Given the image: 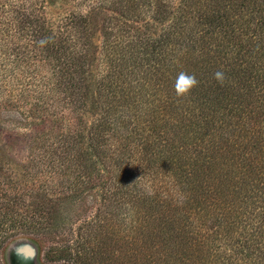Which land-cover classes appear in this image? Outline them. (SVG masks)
I'll return each mask as SVG.
<instances>
[{"label": "trees", "instance_id": "trees-1", "mask_svg": "<svg viewBox=\"0 0 264 264\" xmlns=\"http://www.w3.org/2000/svg\"><path fill=\"white\" fill-rule=\"evenodd\" d=\"M102 12L110 15L100 24ZM145 19L147 26L160 27L158 35L133 27ZM232 38L235 45L249 40L250 54H230L235 45L231 46L226 59L231 56L232 63L225 60L226 67L221 66L218 58L224 61L225 44ZM44 39L47 43L41 45ZM206 44L216 52L219 67L214 73L222 70L226 82L243 81L254 92L264 88V0H0V117L40 120L47 128L45 133L38 129L15 136L0 127V264L12 240L56 235L62 205L87 185L93 188L94 182L101 184L97 213L121 207L130 211L118 222L113 219L118 227L128 219V231L116 233L119 240L141 239L149 227L158 225L150 237L166 252L160 257L145 245L139 258L151 257L154 264H264L262 136L257 134L253 141L263 152L257 151L255 157L239 148L235 168L229 171L240 191L244 181L252 180L251 193L239 198L241 209L250 204L249 211L236 212L237 222L232 224L223 220L211 224L207 213H200L206 207L199 191L211 164L217 154L220 161L229 147L237 146L228 145L223 127L232 125L234 131L236 122L224 119L241 114L242 103L227 91L232 85H221L212 76L209 86L192 90L199 110L190 125L201 133L191 142L188 135L179 137L175 152L161 149L152 155V131L144 134L142 128L161 113L165 126L176 118L177 111L172 115L164 111L168 104L164 84L177 70L180 57L196 48L203 51ZM254 44L263 46L256 51ZM222 103L221 114L215 108ZM66 111L75 114L79 124L68 134L54 133ZM211 126V137L205 139L202 132L209 136ZM156 132L159 139L166 133ZM48 133H54L56 141L51 142ZM19 142L27 148L23 161L16 163L7 153ZM92 173L99 180L93 181ZM189 191H195L194 200L186 195ZM99 220L97 215L80 227L73 245L51 248L47 258L87 264L90 237ZM225 223L241 225L238 238L226 234ZM235 245L240 246L237 251Z\"/></svg>", "mask_w": 264, "mask_h": 264}, {"label": "rangeland", "instance_id": "rangeland-1", "mask_svg": "<svg viewBox=\"0 0 264 264\" xmlns=\"http://www.w3.org/2000/svg\"><path fill=\"white\" fill-rule=\"evenodd\" d=\"M110 14L107 12L99 13L98 20L100 24L103 23L105 18H108ZM113 14H111L112 16ZM102 20V21H101ZM147 20L145 19L143 22H139L133 24V27H140L141 32H146L148 34H159L160 27L156 24L150 27L145 24ZM151 23V22H150ZM152 24V23H151ZM132 31L128 33V39H131ZM233 40L225 44V59L224 61L218 58V64L223 66L227 62L232 63V58L229 56L228 60L226 57V49L231 48L237 42L235 38ZM235 39V40H234ZM98 44V42H95ZM249 40L242 39V42H239L233 48L230 54L233 52L238 53V55H246L249 53ZM252 46H256L255 44ZM263 45L256 46L255 50L260 51ZM131 47L129 46V49ZM210 48V50H209ZM197 50L189 51L186 55L180 57V62L177 65V70L175 71L172 77L168 78V81L164 84L167 87H163V94L164 97H167L168 104L164 106V111L166 114H171L174 111H177L174 115L176 118H173L166 126L164 115L161 113L160 118L155 121L152 119L153 124L145 123L143 124L142 128L144 130V134L149 133L151 135L150 144H155V150L151 152L152 155H155L161 149H167V151L175 152L177 150V141L179 137H186L187 142H191L192 138L195 134L200 135V131L197 130L194 124L190 125V121L194 123V119L192 114L197 112L198 107L196 106V99L197 96L192 95V92L186 97H178L174 90V84L176 77L179 72L184 71L189 74H195L197 80L199 81V85L202 86H209L211 84L212 76L214 74V67H219L215 61L214 56L216 52L214 51V47L211 44L210 47L206 44L200 51L199 48ZM123 49L121 52L123 55H126V52ZM224 51V49L220 48V51ZM234 54V57H235ZM264 55V53H262ZM207 55V56H206ZM259 55V54H258ZM262 68L264 69V57H262ZM118 69H116L117 72ZM227 75V74H225ZM228 78L226 77V80ZM227 83H230L232 86L228 87V92H232V95L237 100L236 102L242 103L241 106V114L234 112L232 117H227L224 119L226 123L229 121L236 122V128L234 131L232 130V125L225 126L224 130L225 133L227 132L229 136L228 145L231 143L236 144L235 147H229L228 153H223V159L218 160L211 164V171L206 179V182L202 184V188L205 192L202 193L200 189V197L202 203H204L205 209H202L200 213H207V220L213 223H217L219 221L223 222H230L236 223L237 220L234 218L235 213L240 211L241 204H239V198L241 196H245L250 194V189H252L253 184L252 180L244 181V187L237 188V178L230 174L231 168H235V161H236V153L239 151V148L244 150V153H252L250 155H254L256 157V152H263V148L261 145H257L254 138L259 134L264 138V88L261 89H254L251 91L245 85L246 83L243 81H237V79H230V81H225V86ZM240 97V99H238ZM201 98V97H200ZM193 100V101H192ZM240 100V101H239ZM185 105V107L183 106ZM225 106L222 103L220 106H217L215 109L218 111L222 110V107ZM221 107V108H220ZM185 112V120L182 121L181 114L182 111ZM222 114V113H221ZM228 111H225L223 115H227ZM222 115V116H223ZM188 116V117H186ZM63 118L65 121L61 122L58 121L57 128L54 129V133H61V134H68L69 129L73 127L75 124H79V120L75 118V114H69L67 111L63 114ZM151 117H147L149 119ZM231 119V120H230ZM224 123V122H223ZM254 124L255 129H247L245 125L242 124ZM35 124V126H34ZM42 122L40 120H31V119H24L22 121H17L15 119H10L7 116L3 115L0 117V127H3L7 133H12L16 135H27L33 134L38 129L43 131L44 133L47 131V128H43L41 126ZM220 123H217V125ZM151 126L150 130L148 131V126ZM153 128H156V131H166L165 135H160V139L158 138V132H153ZM213 126L210 127L209 136H207L206 132H202L205 139H209L213 132ZM48 133L49 139L51 142L55 140V134ZM226 133V134H227ZM255 133V134H254ZM15 135V136H16ZM116 138V137H115ZM21 143V142H19ZM209 145V141H208ZM24 143L17 144L16 148H12L8 150V159L11 161H15L16 163H21L25 156V147ZM56 143L50 147H55ZM241 146V147H240ZM48 150V148H47ZM217 149H212V152H216ZM224 150V149H222ZM238 150V151H237ZM169 155V154H168ZM235 155V156H234ZM157 157V156H155ZM127 178H130L128 175H124ZM93 181L99 180V176H96V173H92ZM124 178V177H123ZM252 178V176L250 177ZM92 181V182H93ZM94 186L91 188V184L87 185L84 189L82 188L81 193L79 191L67 199L66 203L62 205L60 208V221L57 227V234L48 238V236H41L40 239H35L32 237H18L12 240L5 248L4 254L2 257V264H68L66 261L62 262H52L47 258V253L51 248H63L66 246H71L77 239V234L79 232V228L86 226L88 222H91L97 215L100 216V220L96 223V231L93 232V235L90 237V253H89V260L87 264H154L152 258L149 259L143 256V258H139L141 252L145 250V245L147 248L151 247L153 251H158V256L160 254H164L166 252L165 249L162 248L155 240L154 237H150L151 232H156L158 230V225L154 223L151 227L146 230V235L140 238L127 237L122 240H119L116 233L121 232V230L128 231L129 227L126 225V221L128 219L124 218L122 226L118 227L115 224L113 226V219L118 222L119 219L126 217L127 213L124 208H112L107 213H97L98 207L100 203V186L101 184L98 182L92 183ZM99 185V187H97ZM241 185V184H240ZM188 187V186H187ZM188 197H191L194 200L195 191L192 194L191 191L187 192ZM185 196V194H184ZM245 199V198H244ZM246 203H250V199L246 200ZM250 204H247V208L241 209V212L249 211ZM151 212V211H150ZM125 216H122L124 215ZM111 217V219H109ZM206 218V217H205ZM122 222V223H123ZM129 225V223H128ZM241 225H232L229 227V224L225 223L222 225L224 231L228 235H232L234 238H238L240 235V227ZM131 228V227H130ZM222 229V230H223ZM223 231V232H224ZM223 234V233H222ZM220 235V234H219ZM115 237V240H113ZM231 241L234 243L233 238ZM238 243V242H237ZM206 247L209 246L208 244H204ZM240 246L235 245L233 249L237 251ZM208 249L204 248L203 253H205ZM161 255V256H162ZM160 256V257H161ZM137 257V258H135ZM197 263H200L199 259Z\"/></svg>", "mask_w": 264, "mask_h": 264}, {"label": "clouds", "instance_id": "clouds-1", "mask_svg": "<svg viewBox=\"0 0 264 264\" xmlns=\"http://www.w3.org/2000/svg\"><path fill=\"white\" fill-rule=\"evenodd\" d=\"M45 43H47L46 39L40 41L41 45H44ZM213 78L221 85H223L226 80L225 73L222 70L216 71L213 74ZM198 86L199 81L197 80L195 74H189L187 72L181 71L176 77L174 90L178 97H186L194 88Z\"/></svg>", "mask_w": 264, "mask_h": 264}]
</instances>
